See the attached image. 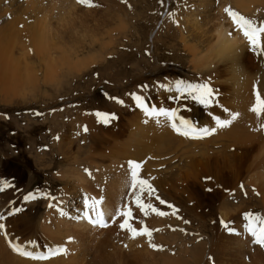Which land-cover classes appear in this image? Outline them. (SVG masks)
Listing matches in <instances>:
<instances>
[{
	"label": "rangeland",
	"instance_id": "obj_1",
	"mask_svg": "<svg viewBox=\"0 0 264 264\" xmlns=\"http://www.w3.org/2000/svg\"><path fill=\"white\" fill-rule=\"evenodd\" d=\"M113 1L116 3L118 0H90L93 5L91 7L78 2L76 3V6L83 11L95 10V12L97 11L105 14L106 10L112 7L111 5ZM132 1L138 3L137 7L124 10L127 14L124 13V18L121 20L124 22V19H127L128 28L122 30V22L119 21L120 17L118 16V14L122 13L121 11H118L117 15L112 13L109 15L108 21L102 18V30L98 27V30L96 31L99 35V39L94 41L83 34V27L67 26L65 25L66 23H57L58 16L68 6L69 0H3L0 2V38L7 40V36L14 33L13 29L6 27L8 22H11L17 30V45H15L10 52V56L16 59L17 55L21 53V49L26 48L29 45L27 39L30 36H28V33L33 31V29L30 28L33 27V25L28 23L32 20H36L35 12L45 10L48 11L51 16L49 22L53 30L51 33L53 41L59 42L69 54L68 60L59 62L57 60H59L61 56L58 53L59 57L57 55V60L55 59V62L51 61V64L53 65H49V67L53 66L52 69H56L55 71H57L55 78H57L58 81L56 82V86L53 87L50 84L46 85L44 77L46 67L41 63V60L37 58V54L35 53L36 50L29 46L26 53L28 55V61L26 60L27 58L24 59L22 57L20 58V61L21 64L26 62L29 66L32 73L33 83L25 82L27 85L23 84L25 87L22 86L20 92L18 90V92L11 97H5L0 91V189H3L0 190V199L2 200L4 207L11 208L10 205H15L14 208L7 209L9 211L11 210L14 212L15 208L21 209L20 212H14L13 216H7V220L11 221L16 226L19 225L20 216L21 219L25 220L29 226L33 228L40 220V215L45 209V203H43V200L46 201L47 199L39 197L35 200L25 201L23 199L25 195L29 192L35 195L43 190H49L54 194L59 191L57 188L60 187L61 189L65 183L64 181L59 183L58 181H53L51 179V175L55 174L60 165V158H57L56 156L54 162L55 165L48 171H46L47 169L44 170L43 166L36 162V154H45V150L42 147L45 146L46 142L49 143L52 138V130L49 126L50 123H53L54 128L61 124L60 121L50 122V120L42 119L45 114V116H52L53 113L55 114L57 112L60 114L66 109L74 110L78 115L87 114V112L93 111L96 108H99L97 109L98 111L100 109H103L104 111L108 105L107 102H112V97H118L123 100V104L117 103L113 100V106L109 111L107 110L101 115V118L99 119L100 121L91 122L90 129L86 128V130H83L82 136L85 135L87 139L88 133L92 129V125L99 127L100 125L106 127L113 126V128L117 130L122 122L126 121V119H124L125 113H123L122 110L129 111L136 109L140 114H143L132 101L130 94L136 93L138 95H143L145 97V102L148 105H157V107H164L166 109L172 107L177 101L182 100V97L184 96L187 98L188 102H190V98L192 112L189 117L192 116L191 119L196 117L199 122L193 123L197 125H201L204 121V104L200 103L197 106H194V99L189 97V93L186 91L180 92L175 87L176 81H182L184 84H189V81L193 80H195L193 82L197 83H207L206 81L200 80L199 72L192 69L190 63L188 64V60L190 61L192 57V52H190L189 48L190 46H193L195 42L186 43L184 40H179V34L177 33L178 26L174 24L175 20L171 15V11L174 13V10L172 9L176 7L178 9L179 6H182V2L184 1ZM132 1L119 0L118 3L125 4L126 2L127 5H130L133 3ZM215 1L217 3L218 0ZM191 5L193 7L189 5L188 9L194 11L193 9H195V6L193 3H191ZM232 6V3H223V9L230 8L240 15L252 20L256 25L264 23V0L262 3L258 0H256L254 4L252 3V7L254 8H251V16L249 14H242L239 9ZM184 11L187 12L186 8ZM184 11L183 15H180L181 17H184ZM82 14L84 16H89L88 14ZM224 15L229 17L226 12H224ZM175 16L179 15L176 14ZM80 18L81 20L70 21V23L72 25H78L84 20L82 15H80ZM262 42H264V39ZM262 47H260V49H253V52L255 53L254 62L257 63L258 69H264V47ZM256 50L258 51L257 57ZM78 57L81 59L75 60ZM90 60L94 61H92L93 63L90 62L89 65L88 62ZM199 61L200 59H198V56L196 55V60L193 63H198ZM75 62H78L79 64L86 62V68H82L84 71L82 70L78 73L76 70H73L76 69L74 65ZM23 69L25 68H21L20 72H15L14 74L21 73V76L24 77L27 72ZM75 72H77V74ZM204 80H207L208 83L212 85L216 83L214 79L213 81H209L210 78H205ZM154 82L159 86L153 87L152 84ZM222 83L223 80L220 84ZM31 84L33 85L31 86ZM141 85H147L148 87L142 88L140 87ZM263 85V81L260 80L258 87L255 88L260 95L264 93ZM220 87L221 85L218 86L215 94L221 93ZM56 89H59L60 91L55 92ZM253 92L254 90L251 93V106L249 109L253 107ZM158 96L159 102L156 103L155 101ZM176 96H179L180 98L175 99L174 97ZM220 97L223 100L225 97H229V93L223 91ZM196 102L199 103L198 101ZM186 104L187 103L184 100L179 102L180 106ZM215 104L217 105V116L228 118L229 113H233V110L226 102L223 104ZM69 106H71V108H68ZM175 109L179 110V117L181 115L184 116L181 114L179 108ZM225 109L228 111L226 112ZM118 112L120 114H118ZM37 113L40 115H37ZM113 115L116 117L115 119L109 120L107 123L104 122L105 117ZM207 116L208 118H212L213 115H210L207 112ZM140 122L145 123L143 118L140 119ZM148 122L150 121L148 120L146 123ZM260 122L261 124L264 123V115L260 117ZM117 145H119V143H117ZM131 148L133 147H130V149ZM133 149L135 150V148ZM55 154H57V152H55ZM155 154H157V152H149L145 157H139L138 155L134 157L144 159V165L141 164V168L139 169L140 176L141 178H143V176L148 177L152 181L150 184H152L156 190L152 197H149L147 192H145L142 195V199L145 203L154 204L156 207H158L156 204H159L155 199L157 196L159 199L166 202L171 201L173 206L178 207L177 211L180 216L177 212L175 215L167 214L163 217L156 216L152 220L151 213L153 212L151 209L141 210L134 203V195L138 193L136 190L132 189L130 177L119 178V180L126 185L123 188L122 194L118 197L117 207L113 208L115 211L113 212V216L109 217V221L117 215V211L120 208L122 210L121 212L125 210L130 211L131 215L128 217L129 229L126 228L125 230H122L120 228V223L123 221L124 217L118 215L116 221L114 220L115 222L113 223V225H117L115 229H112L113 225L110 226V223L108 222L107 226L110 227H102L101 230L97 231L94 230L99 233L96 236L98 237L101 234L108 233L106 232L107 229L110 230L109 232H115L118 229V232L115 234L118 233L119 237H129L128 239L125 238L126 240L124 242H128V244L131 242L130 245L132 246L137 242L134 246H147L148 249H151L152 251L154 249H152L153 247L150 248L151 242L154 243L155 241V244L158 241L162 244L164 242L168 249L163 246L165 247L164 250H154L155 253H161L162 257L165 255L170 257L174 256L176 257V260L180 261L182 264L196 263L193 258L197 256L196 258L200 259L198 258L200 255L203 256V262L200 261V264H264V247L260 248L258 246H252L248 240V252L244 255L242 254V256L240 255V259L235 254L233 246L229 244L227 239L224 244H219L218 242L219 238L224 235L230 236V238H233V236L239 238L237 234H225L219 228H222L220 223L221 220L224 222L233 221L231 217L226 216L228 215L226 212H222L219 209L223 207H226L227 210L229 208L232 209L236 207L238 203L242 205L241 200H249L247 206L242 208L243 211H241V215H239L245 217L248 221L246 215L254 212L261 221L264 217V213L262 207L263 204L260 200L264 199V190L258 189V191H255L250 184L244 183L245 181H243L240 183L241 185L239 184L240 186L237 185L227 192L228 194L229 192L231 194H229L230 196H228L226 200L222 199V202L210 203L209 199H207L202 206L203 209H200L197 208L194 203L187 201L182 194L173 193L165 186L166 184L169 185V183L177 180V175L180 171L178 167L182 166L183 162L172 158L169 161V168H163L155 164ZM134 160L138 162V159ZM128 161H130L129 158H120L114 165L125 164L128 167ZM161 171L163 173L159 174ZM235 191L238 192V194L236 193L235 195ZM53 194L51 195L53 196ZM90 196L91 198L95 197L91 194ZM240 196L242 198H240ZM226 202L227 204H225ZM9 203L10 205H8ZM47 203L48 201H46V207ZM61 203L65 206V200ZM188 205H192L194 209H189ZM75 206L77 207V205ZM217 206L220 207L218 208ZM26 212V215H22ZM231 214L229 215L231 216ZM177 217H179L180 222L174 221ZM235 219L239 222V217H235L234 221H236ZM142 226L146 227L150 232L152 230H155L156 232L151 233L152 235L149 239H147L148 236L146 235H136L133 238L130 229L137 228V230H140ZM170 227H173V231H170ZM158 232L160 234L159 236L156 235ZM74 234L75 233L72 232V230L67 234L72 235V240H70L71 237L67 238V242L63 239L56 242L50 238L42 239L37 237L31 246L41 247L40 245L43 244L41 249H45L46 247L51 248L56 244L64 242L66 245L65 253L68 255L70 246L74 245L75 247L79 244L80 239L77 236H73ZM18 238H23V236L21 235V237ZM151 239L153 240L151 241ZM112 241L113 240H111V242ZM12 243L15 244L13 240ZM116 243H119V240L114 242V244ZM87 244L91 247L101 246L103 250L107 248L105 252L108 251L110 260L116 262L117 259V261H119L116 256L118 251H116L112 245L103 246L104 244L99 242ZM122 244L125 245L124 243ZM225 244H227V248L223 252H220L218 247H224ZM128 246L129 245H125L121 250L124 251V248H127ZM157 246L162 247L160 244ZM195 247L201 248L202 250H198L195 253L193 252L197 250L194 249ZM93 249L90 250V253L94 251ZM54 251L55 250L52 249L47 251L49 254L52 253V257H50L51 254L49 255L47 253L46 260H53L56 258L65 260L68 258V256H58ZM164 251L166 252L164 253ZM40 260H45V258ZM124 261V264L129 262L128 260L126 261L125 258L123 259V262ZM112 263L110 262V264ZM144 263L145 262H132L131 264ZM155 263L157 262H154V264ZM196 264H198V262Z\"/></svg>",
	"mask_w": 264,
	"mask_h": 264
},
{
	"label": "bare ground",
	"instance_id": "obj_2",
	"mask_svg": "<svg viewBox=\"0 0 264 264\" xmlns=\"http://www.w3.org/2000/svg\"><path fill=\"white\" fill-rule=\"evenodd\" d=\"M2 1L0 0V2ZM118 1L116 3L113 1L112 7L107 9L105 14H103L97 11L95 12V10L83 11L76 6L77 0H69L68 6L58 16L57 23H66L65 25L67 26L83 27V34L85 36L90 37L92 41L98 40L99 35L96 31L98 27H102V18L108 21L109 15L112 13L117 15V12L121 11L122 13L118 14V16L120 17L119 21L122 22V30L128 28L127 19H124V22L121 21L124 18V13L127 14L124 10L137 7L138 3L130 0L133 3L127 5L126 2L124 4L118 3ZM183 1L182 6H179L178 9L177 7L172 9L174 13L171 11V15L175 20L174 24L178 26L177 33L179 34V40H184L186 43L195 42L189 48L190 52H192V57L190 61L188 60V64L190 63L191 68L199 72L200 79L201 77L210 78L209 81H213L214 79L216 81L212 85L214 90L221 85V93L214 94L211 107L205 105V122L203 121L200 126H214V121L212 118H208L207 112L213 115L212 117L217 116V105L215 103L223 104L226 102L233 110V113H239L238 118L229 127L218 129L216 134L209 138L188 139L175 134L164 118H161L159 123H157L155 118L148 119L150 121L148 123H141L140 119L143 118L145 121V117L136 109L129 111L122 110L125 113L124 119L126 121L122 122L117 130L113 126L106 127L100 125L99 127L92 125V129L86 139L85 135L82 136L83 130L86 128L90 129L91 122L100 121V113L94 112L93 110L87 112V114L78 115L74 110L66 109L60 114L57 112L55 114L53 113L52 116H45V114L42 119L50 120V122L60 121L61 124L54 128L53 123H50L52 138L49 143L46 142L45 146L42 147L45 150V154H36V162L43 166L44 170L47 169L46 171H48L55 165L56 156L60 158V165L55 174L51 175V179L59 183L63 181L65 183L54 194L49 190H43L35 194L37 198L42 197L47 199L46 201L48 203L46 209L40 215V220L33 228L25 220L21 219L20 216L18 226L8 221L7 216L9 210L4 207L0 199V217H3L0 219V224H4L5 226L3 230H0V264H110V262H113L112 264H124V258L126 261H129L127 264H131L132 262L180 264L181 262L176 260L174 256L170 257L164 254L165 256L162 257L161 253H155L154 250H149L147 246H134L137 242L133 246L130 245L131 242L129 244L128 242H124L129 237H119L118 233L115 234L118 232V229L115 232H109L110 230L107 229L106 232L108 233L101 234L97 237L96 235L99 233L94 230L101 229L80 219L78 213L81 210L83 211L84 199L87 198L89 199V203L93 201L99 202L98 211L103 212L106 221L110 223L116 221L118 215L115 216V221L113 218L109 221V217L113 216V212L115 211L113 208L117 207L118 197L122 194L123 188L126 185L119 178L129 177L130 174V170L125 164L114 165L120 158L134 160L139 159L134 158L137 155L139 157H145L149 152H157L154 155V162L163 168H169V161L172 158L183 162V165L178 167L180 171L177 175V180L165 186L173 193L182 194L187 201L194 203L200 209H203L202 206L207 199H209L210 203L222 202V199L226 200L230 196L229 194H231L227 192L243 181H245L244 183L250 184L255 191H258V189L264 190V133L260 130V117L263 114L257 115L249 109L251 106L252 91L258 87L260 80L264 84V69H258L257 63L254 62L255 53L253 49L255 47L249 44L240 30L233 24L232 19L227 15L225 16L222 11L223 3L229 2L235 8L239 9L242 14L250 15L251 8H254L252 7V3L254 4L256 0H218L217 3L215 0ZM258 1L262 3L263 0ZM191 3L195 6L194 11L188 9L189 5L192 6ZM185 8L187 12L184 11ZM183 11L185 15L181 17L180 15H183ZM82 13L85 15L88 14L89 16H84ZM176 14L179 16H175ZM80 15L84 17V20L78 25H72L70 21L81 20ZM50 17L49 12L46 10L35 12L36 20L28 23L33 25V27H30L33 31L28 33V36H30L27 39L29 45L21 49V53L17 55L16 59L10 56V52L17 45V30L11 22H6L8 24L6 27L13 29L14 33L7 36V40L0 38V91L5 97L14 96L18 90L20 92L22 86L25 87L27 83H33L29 66L26 62L21 64L20 61L21 57L24 59L27 58L26 60L28 61V55L26 53L29 46L36 50L37 58L46 67L44 75L46 85L56 86V82L58 81L55 78L57 71H55L56 69H52L53 66L49 67V65L51 61L59 57L58 53L61 58L56 60L59 62L68 60L69 54L59 42L53 41L51 37L53 30L49 22ZM5 34L7 35L6 32ZM263 39L264 34H261L260 43L264 47ZM257 50L256 57L258 54ZM196 55L200 61L193 63L196 60ZM79 59L81 58L78 57L75 60ZM92 61L94 60H90L88 64ZM86 64V62L80 64L75 62L76 69L73 70H76L78 73L82 70L84 71L82 68ZM21 68H25L23 70L27 72L24 77L21 76V73L14 74L15 72H20ZM77 72L75 73L77 74ZM222 80L223 83L220 84ZM202 81H206L209 84L207 80ZM58 91L60 90H55V92ZM223 91H227L229 97H225L222 100L220 96ZM112 102H107L108 105L104 111L103 109L100 110L103 112L109 111L113 106ZM155 102H159V96ZM191 107L188 104L180 106L179 109L181 114L184 115L183 117L187 118L191 114ZM68 108H71V106ZM118 114L120 113L118 112ZM130 147L135 148V150L133 148L130 149ZM161 173L163 172L161 171L159 174ZM207 177L211 179H206ZM82 190H87L95 197L91 198L89 195V197H84L81 202L79 199V191ZM44 193H47L49 196L53 194L50 197H54V199L45 198L42 195ZM236 193L238 194L235 191V195ZM240 198L242 197L240 196ZM63 200H65V206L61 203ZM260 201L263 204L261 206L263 207L264 213V199ZM248 202L249 200H241L242 205L238 203L232 209L228 207L229 209L227 210L226 207H223L219 210L226 212L228 214L226 216L234 220L235 217H239V214L241 215L242 208L246 207ZM49 204H52V207H49ZM217 207L219 208L220 206ZM188 208L191 209L193 207L192 205H188ZM61 211L64 214H61ZM121 211L120 208L117 213ZM26 214L27 212L22 215ZM156 216V214L151 213L152 220ZM116 226L113 225L112 229H115ZM71 230L75 233L73 236L79 237L80 240L77 246H70L68 255L67 253L62 254L64 257L68 256L65 260L61 258L46 260L47 251L53 249L54 246L51 248L46 247L45 249L31 246L37 237L42 239L50 238L56 242L62 239L65 241L72 236L67 235ZM20 234L23 238L19 239L18 237H21ZM156 235L159 236V232ZM226 239L233 246L235 254L239 258L242 254L244 255L248 252L247 239L241 240L236 236L230 238V236L224 235L219 238V244H224ZM12 240L15 244L20 245L26 250L33 251L39 256L45 257V260L25 257L13 251L9 246ZM111 240L113 241L111 242ZM117 240H119V243L114 244ZM95 242L103 243V246L112 245L118 251L116 256L119 261L117 259L116 262L110 260L108 251H106L108 254L105 252L107 248L103 250L101 246L91 247L87 244ZM121 242L129 245L127 248H124L125 252L121 250L125 246ZM163 244L165 245L164 242ZM226 246L227 244L224 247L219 246L218 250L223 252L227 248ZM91 249L94 250L92 251L93 253L91 252L92 254L90 253ZM194 249L197 250L193 251ZM194 249L192 251L195 253L198 250H202L197 247ZM196 257L193 258L195 260H193L194 262H198V264H200V261L203 262L202 255L198 256L200 259Z\"/></svg>",
	"mask_w": 264,
	"mask_h": 264
},
{
	"label": "snow or ice",
	"instance_id": "obj_3",
	"mask_svg": "<svg viewBox=\"0 0 264 264\" xmlns=\"http://www.w3.org/2000/svg\"><path fill=\"white\" fill-rule=\"evenodd\" d=\"M80 4H86L87 6L91 7L93 6L90 2V0H77ZM229 17L232 19L233 24L240 30V32L243 34V36L247 39L249 44L252 47L260 48V36L261 34H264V23H261L259 25L254 24V22L239 13L233 11L230 8H225L224 10ZM142 88H147V85H141ZM175 87L180 92H188L192 95V98L197 100L199 103L208 105L211 107V103L213 102V92L214 89L209 86V84H198V85H192V84H184L182 81H176ZM132 97V101L135 103L136 107L142 111L145 122H147L148 119L155 118L157 123L160 122L161 118L166 119L168 122V126L173 130V132L179 136L188 138V139H204L206 137H210L218 131V129H223L229 127L233 121H235L239 113H229L228 118H221V116H214L212 117L214 121V126H200L197 125L190 120L184 118L182 115L178 118L177 113L172 108H164V107H152L145 103V97L143 95H138L136 93L130 94ZM254 95L256 97V103L253 105V107L250 109V111L256 113L257 115H260L262 112H264V99L261 98L260 93L256 92L254 89ZM175 99H179V96L174 97ZM113 100H115L117 103L123 104L124 101L119 99L118 97H112ZM227 112L228 110L225 109ZM37 115H40L37 113ZM116 117L110 116L105 117L104 122L107 123L109 120L115 119ZM261 130H264V124L260 125ZM86 130V129H85ZM128 167L130 169V177H131V187L132 189L136 190L138 194L134 195V203L141 209H151L153 213H155L157 216H165L168 213L165 211L160 210V208L156 207L154 204L151 203H145L142 199V195L147 192L149 197H152L155 193V188L152 186V184L149 183L147 179L141 178L139 169L141 168V163L130 160L128 161ZM87 171V170H85ZM206 179H211L210 177H207ZM3 190V189H0ZM211 191V189H209ZM45 196V198L54 199V197H50L47 193L42 194ZM37 197L29 192L27 195L23 197L25 201L28 200H35ZM155 199L158 201L159 205H166L168 208H173L171 204H167L166 201L159 199V197H155ZM98 201H93L89 203L88 199H84L83 203V212H82V218L86 219L90 224L93 226H99V227H107V222L104 218L103 212L98 211ZM49 207H52V204H49ZM127 207V206H125ZM20 208H15L14 212H20ZM13 211H9L8 215H13ZM61 214H64L61 211ZM173 215H175V210L173 209L172 212ZM117 215L124 217L123 221L120 223V228L122 230L128 228V217L131 215L130 211H123L118 212ZM252 214H248L249 218H251ZM3 217H0L2 219ZM113 220H115V217H113ZM221 226L224 227L229 233H235V228L230 227L228 223H225L224 221H220ZM4 224H0V230L4 229ZM130 232L133 236V238L136 235H142V236H150L151 232L146 227H141L140 230H137L135 228H131ZM249 234L253 237L252 243L258 244L261 247H264V220L261 221V226L259 227L258 231L253 230L251 227H249ZM13 251L19 253L22 256L25 257H31L33 259H44L43 256H37L34 255L33 251H28L25 248L21 247L20 245L10 243L9 245ZM151 247L156 248L157 245L150 244ZM66 249L60 248L59 252L63 253Z\"/></svg>",
	"mask_w": 264,
	"mask_h": 264
}]
</instances>
